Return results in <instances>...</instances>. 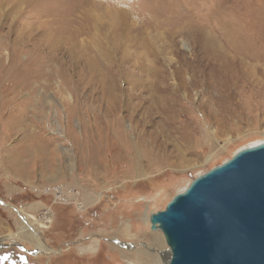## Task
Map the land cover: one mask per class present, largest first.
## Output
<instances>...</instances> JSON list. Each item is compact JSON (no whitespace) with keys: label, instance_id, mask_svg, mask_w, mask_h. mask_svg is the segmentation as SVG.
Segmentation results:
<instances>
[{"label":"rangeland","instance_id":"obj_1","mask_svg":"<svg viewBox=\"0 0 264 264\" xmlns=\"http://www.w3.org/2000/svg\"><path fill=\"white\" fill-rule=\"evenodd\" d=\"M262 141L264 0H0V264H164L150 215Z\"/></svg>","mask_w":264,"mask_h":264},{"label":"water","instance_id":"obj_2","mask_svg":"<svg viewBox=\"0 0 264 264\" xmlns=\"http://www.w3.org/2000/svg\"><path fill=\"white\" fill-rule=\"evenodd\" d=\"M149 220L166 264H264V141L193 178Z\"/></svg>","mask_w":264,"mask_h":264},{"label":"bare ground","instance_id":"obj_3","mask_svg":"<svg viewBox=\"0 0 264 264\" xmlns=\"http://www.w3.org/2000/svg\"><path fill=\"white\" fill-rule=\"evenodd\" d=\"M89 61H90V59H89ZM88 63H90V62H88ZM109 63V62H108ZM108 67V66H107ZM111 69V68H110ZM98 71H99V69H98ZM108 72V71H107ZM110 72V71H109ZM181 83H182V81H181ZM183 84H185V83H183ZM182 84V85H183ZM176 85V87L179 85H181V84H179L178 82L175 84ZM150 86H151V84H150ZM186 87V86H185ZM257 87V86H256ZM150 88H152V87H150ZM184 88V87H183ZM159 89H160V87H159ZM177 89V88H176ZM156 90H155V88H152V90L150 91V95H149V97H152V98H149L150 99V101L148 102V104H147V106H145V107H143L144 109H146L147 111H148V113L150 114V115H153L154 113H159V115L161 114V112H162V110L163 109H165L164 108V105H163V103H164V101H161V95H155V92ZM157 91H160V90H157ZM111 93H113L114 94V96L115 97H113V98H116V94L114 93V92H111ZM119 94V93H118ZM131 96H132V94H131ZM110 97V96H109ZM122 97V96H121ZM130 97V96H129ZM133 97V96H132ZM111 98V97H110ZM118 98V97H117ZM116 98V99H117ZM123 98V97H122ZM134 98V97H133ZM112 99V98H111ZM121 99V98H120ZM147 99V98H146ZM152 99V100H151ZM119 100V99H118ZM125 100H127V98H125ZM124 100V101H125ZM115 101V100H114ZM128 101V100H127ZM112 102H113V100H112ZM112 102H110L111 104H112ZM139 102V101H138ZM146 102V103H147ZM116 103V102H115ZM119 103V102H118ZM141 103V102H140ZM125 104H127V103H125ZM129 104H130V102H129ZM124 105V104H123ZM142 105V104H141ZM119 106V105H118ZM122 106V105H121ZM131 106V105H130ZM142 107V106H141ZM141 107H140V109H141ZM124 108V107H123ZM134 110V109H133ZM138 111V110H137ZM136 111V112H137ZM144 111V110H143ZM164 112V111H163ZM139 113V112H138ZM108 114V113H107ZM116 114V113H115ZM112 116V115H111ZM129 116H130V114H129ZM109 118V117H108ZM113 118V117H112ZM115 119V118H114ZM119 119V118H118ZM142 119H143V122L145 123V122H148L149 120H147V117H144V116H142ZM150 119H152V118H150ZM105 120V119H104ZM109 121V120H108ZM107 122V121H106ZM109 123V122H108ZM111 123V122H110ZM119 122H118V120H117V124H118ZM111 125V124H110ZM118 126H120V125H118ZM113 128V127H112ZM103 130V129H102ZM111 130V129H110ZM114 130V129H113ZM117 131V130H116ZM104 132V131H103ZM109 134H112V136H113V138L114 139H116V140H118V141H122L123 139H124V137H126L125 136V133H124V130L123 131H118V132H115V131H112V133H109ZM140 136H141V134H139ZM143 136V135H142ZM108 138V137H107ZM111 138V137H110ZM113 144V143H112ZM251 145H253V144H251ZM114 146V145H113ZM115 146H116V143H115ZM117 148V147H116ZM92 152V151H91ZM91 160V159H90ZM96 164V163H95ZM73 186V185H72ZM87 198V200H89V197H86ZM98 198L99 197H97L96 198V200H98ZM86 200V201H87ZM92 200V199H91ZM15 211L20 215V211L18 210V209H15ZM136 214V219H135V221H133V219L132 220H124L123 219V217L120 219V222H119V224L117 223V225L115 226V228H112L113 230L111 231V233H114V234H119L122 238H125V239H127V240H138V239H140L141 237H143V238H145V239H147V240H151V242L152 243H155V244H158V245H160V243H161V237L160 236H153V237H149V236H147V234L144 232V231H141V230H139V228L140 227H138L139 225H134V224H137L136 222H138V217H139V215H138V213H135ZM21 219H22V217H21ZM20 222H21V226H20V228H19V230H20V236H24L25 238H35L37 241L39 240V238H38V234H37V232H35L36 230L34 229V227H32V224H30V223H26V221H24L23 219L22 220H20ZM113 224H115V221L114 222H112ZM112 224V225H113ZM160 231V230H159ZM104 232H108V231H104ZM161 232V231H160ZM162 233V232H161ZM163 235V234H162ZM164 237V236H163ZM40 241V240H39ZM99 241H98V239H95L94 241H92L91 243H89L87 246H85L84 247V251H86V252H92V251H94V250H96L97 249V246H98V243ZM40 249H42L43 248V245H42V242H40V244H39V246H38ZM100 248V244H99V246H98V249ZM139 252L138 253H144V252H146L144 249H139L138 250ZM145 254V253H144ZM150 256H151V258L153 259V261H156V256L155 255H152V254H150ZM165 262H164V264H166L168 261H169V258H170V253H169V256H168V254H166L165 255Z\"/></svg>","mask_w":264,"mask_h":264},{"label":"flooded vegetation","instance_id":"obj_4","mask_svg":"<svg viewBox=\"0 0 264 264\" xmlns=\"http://www.w3.org/2000/svg\"><path fill=\"white\" fill-rule=\"evenodd\" d=\"M7 246V248H6V250H4V251H2V252H0V258L2 257V258H9L10 256L12 257H14V255L11 253L10 254V252H11V247H10V244H9V246L8 245H6ZM13 246V245H12Z\"/></svg>","mask_w":264,"mask_h":264}]
</instances>
